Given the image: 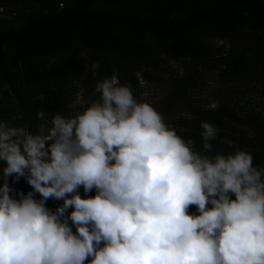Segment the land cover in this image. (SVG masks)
<instances>
[{
  "label": "clouds",
  "instance_id": "1",
  "mask_svg": "<svg viewBox=\"0 0 264 264\" xmlns=\"http://www.w3.org/2000/svg\"><path fill=\"white\" fill-rule=\"evenodd\" d=\"M95 91L98 101L35 134L0 120V264H264L253 156L209 155L208 122L194 151L116 77ZM49 198L62 203L53 211Z\"/></svg>",
  "mask_w": 264,
  "mask_h": 264
},
{
  "label": "trees",
  "instance_id": "2",
  "mask_svg": "<svg viewBox=\"0 0 264 264\" xmlns=\"http://www.w3.org/2000/svg\"><path fill=\"white\" fill-rule=\"evenodd\" d=\"M107 2L73 0L71 5L69 0H0L1 7H14L28 16L22 27L0 29V97L3 90L18 93L31 124L41 120L37 118L39 112L45 114L43 120L68 112L70 98L76 93L74 84L86 76L87 58L101 65L97 79L107 78L116 70L121 84L132 91L140 60L151 58L160 48L173 59L181 57L186 62L182 91L197 87L198 68L206 64L217 68L225 78H241L250 68L256 72L258 66L264 75V0H194L178 13L169 8L155 13L152 8L147 11L139 6L150 0L117 9L107 8ZM201 32L229 42L231 49L224 54H210L199 37ZM218 56L219 60L214 61ZM45 58L54 63L48 66ZM220 106L214 114L201 113L177 126L192 133L203 153L200 125L208 122L216 129L209 155L244 150L253 156L255 166L264 168V140L259 137L264 133V123L254 114L235 117L224 101ZM241 118L246 121L235 122ZM224 135L235 140L228 141ZM59 204L49 198L46 207L54 211ZM189 210L195 211V206Z\"/></svg>",
  "mask_w": 264,
  "mask_h": 264
},
{
  "label": "rangeland",
  "instance_id": "3",
  "mask_svg": "<svg viewBox=\"0 0 264 264\" xmlns=\"http://www.w3.org/2000/svg\"><path fill=\"white\" fill-rule=\"evenodd\" d=\"M32 1V0H28ZM149 1V0H145ZM73 4V0H69ZM194 0H150L147 4H139L145 6V10L153 9V12H163L168 8L173 13H178L185 10L193 4ZM107 8L117 9L121 5H137L138 0H108ZM27 5L26 7H28ZM105 9V6H102ZM136 7V6H134ZM62 8V5H60ZM144 9V8H142ZM26 14L30 11H26ZM35 15V14H33ZM30 17V16H29ZM28 21V16L22 15L17 8L0 6V29L8 28L13 25L22 27ZM204 48L210 54H224L228 52L232 45L224 40L214 37L209 32H201L199 34ZM148 44L151 41L147 42ZM155 53V54H154ZM151 58H143L140 60L139 68L135 70L133 94L137 101L150 104L157 112L161 114L165 123L174 128L177 134L185 141H191L190 147L194 151H198V143L192 137V133L177 124L195 119L199 114H214L220 111V103L224 101L226 107L230 106V110L238 117L240 115H258L259 120L264 123V75L261 76L262 67L248 69L245 74L239 77H222L221 72L215 69L212 65H205L198 68L199 81L196 88L181 90V79L186 74V65L181 57L173 59L166 54L162 48L158 51L154 50ZM214 57L213 60H219ZM48 66L54 62L50 58H45ZM86 76L81 81L75 82L76 93L71 96V104L67 107L68 112L64 115L74 116L81 112L86 106L99 100V93L95 91L96 84L103 79H97L100 69L99 62H92L90 58L85 60ZM188 64V63H187ZM200 65V62L198 63ZM132 70V69H131ZM110 76L116 77L117 82L121 84L116 70ZM255 73V74H254ZM3 90L0 97V104H3L5 112L0 114V120L5 121L10 127L24 128L32 133H38L41 124H49L50 120H34L27 118L24 109L20 104V95L15 92L6 93ZM236 123L241 121L235 119ZM229 141L235 140L234 137L224 135ZM264 140V133L259 136ZM230 144V143H229ZM11 182V178H10ZM15 189L27 193L31 190L26 181L21 178L14 185ZM82 198L85 197L82 187L79 189ZM95 190L89 192L87 196H94ZM37 198L39 195L37 194ZM62 203V201H60ZM72 209L69 208L68 212Z\"/></svg>",
  "mask_w": 264,
  "mask_h": 264
}]
</instances>
